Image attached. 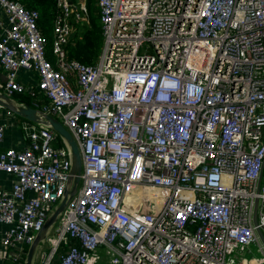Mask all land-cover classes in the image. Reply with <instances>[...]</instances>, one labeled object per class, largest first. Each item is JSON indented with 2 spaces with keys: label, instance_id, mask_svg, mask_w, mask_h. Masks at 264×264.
I'll use <instances>...</instances> for the list:
<instances>
[{
  "label": "built area",
  "instance_id": "obj_1",
  "mask_svg": "<svg viewBox=\"0 0 264 264\" xmlns=\"http://www.w3.org/2000/svg\"><path fill=\"white\" fill-rule=\"evenodd\" d=\"M55 3L50 60L39 11L0 0V92L28 94L82 157L32 264H264L253 225L257 201L264 235V0H97L94 65L66 51L86 5ZM21 68L43 99L17 81ZM20 125L27 143L0 150L14 177L0 187V264H23L71 188L69 146L47 125ZM251 247L258 257L244 256Z\"/></svg>",
  "mask_w": 264,
  "mask_h": 264
},
{
  "label": "trees",
  "instance_id": "obj_2",
  "mask_svg": "<svg viewBox=\"0 0 264 264\" xmlns=\"http://www.w3.org/2000/svg\"><path fill=\"white\" fill-rule=\"evenodd\" d=\"M27 8L36 9L40 13L38 20L39 28L46 37V53L50 60H53L51 46L54 40L51 34L53 19L56 15L55 0H19ZM97 0H86V19L79 25L69 39L66 47L67 56L71 59H77L81 63L94 65L100 58L103 50L102 26L97 7ZM17 96L15 95L14 98ZM26 102L32 105L30 96L20 94ZM70 243H74L70 241Z\"/></svg>",
  "mask_w": 264,
  "mask_h": 264
},
{
  "label": "water",
  "instance_id": "obj_3",
  "mask_svg": "<svg viewBox=\"0 0 264 264\" xmlns=\"http://www.w3.org/2000/svg\"><path fill=\"white\" fill-rule=\"evenodd\" d=\"M0 105L3 108L12 111L14 114L30 122L44 124L52 128L56 132V134L61 138V140L69 146L71 153V159H72L71 179H70L71 188L66 190L63 199L58 204L56 209L52 212V214L49 216V218L45 221V223L42 226V229L37 233L35 239L30 244L23 264H32L34 253L39 242L43 238H45L50 227L55 223L59 213L64 210L66 203L68 201V196H71L74 193L75 188L80 181V176L82 171V157L74 137L71 135L69 130L63 125V123L54 116L44 113L40 109H37L34 106L30 105L25 100L22 99L18 100L15 99L14 97H9L3 92H0ZM256 212H257V201L255 203L254 211H253V225L255 226L256 233L260 239V242L264 247V235L261 229L257 226L258 223H257Z\"/></svg>",
  "mask_w": 264,
  "mask_h": 264
},
{
  "label": "crops",
  "instance_id": "obj_4",
  "mask_svg": "<svg viewBox=\"0 0 264 264\" xmlns=\"http://www.w3.org/2000/svg\"><path fill=\"white\" fill-rule=\"evenodd\" d=\"M73 1L75 3H79L82 1L86 5V0H73ZM55 5H56V3H55ZM97 7H98V5H97ZM98 10H99V8H98ZM84 21H85V19L80 20L78 23H76L74 25L73 31L79 25L83 24ZM50 31L52 34V28ZM5 74H6V71H4L0 65V86L3 85V83L5 81ZM17 81L19 83H21L22 85H26L28 87H32L33 89H36L38 91V94H37L38 100L41 99L42 97H44L43 95H41V93L38 90V87H37L38 76H37L35 70L27 69V68H21L18 71ZM25 95H28V94H25ZM16 96H17L16 98H18V100L19 99L25 100L23 97H18V95H16ZM23 119L24 118L19 117L18 115L14 114V113L11 116H5L3 113L0 115V123H7V125H8L6 128V131H5V135L3 137V141L0 142V150L2 148L8 147V146H15V147L17 146L18 148H22L27 143L26 137L24 136V132H23L21 125H20V122ZM13 179H14V177L12 175H8L6 173L0 172V187H2L4 189H10L11 182ZM7 227L8 226L6 224L0 223V237L3 234V231L5 229H7ZM6 264H11V263H6Z\"/></svg>",
  "mask_w": 264,
  "mask_h": 264
},
{
  "label": "rangeland",
  "instance_id": "obj_5",
  "mask_svg": "<svg viewBox=\"0 0 264 264\" xmlns=\"http://www.w3.org/2000/svg\"><path fill=\"white\" fill-rule=\"evenodd\" d=\"M57 204V203H56ZM55 204V205H56ZM55 207V206H54ZM54 233V230L52 229L51 230V232H50V234L52 235ZM50 247H51V245H50V243L47 241L45 244H44V250H50ZM251 250H250V253H246L244 256H246V257H252V256H255V257H258L259 256V253L257 252V249H256V247H251L250 248ZM40 258L38 257V259L35 261V263L34 264H40Z\"/></svg>",
  "mask_w": 264,
  "mask_h": 264
}]
</instances>
